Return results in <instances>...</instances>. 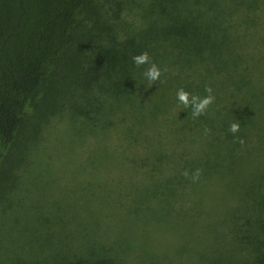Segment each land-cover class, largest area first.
<instances>
[{
  "label": "trees",
  "instance_id": "obj_1",
  "mask_svg": "<svg viewBox=\"0 0 264 264\" xmlns=\"http://www.w3.org/2000/svg\"><path fill=\"white\" fill-rule=\"evenodd\" d=\"M207 86L195 118L177 91ZM57 119L90 179L34 199L0 264H264V0H0V206Z\"/></svg>",
  "mask_w": 264,
  "mask_h": 264
},
{
  "label": "rangeland",
  "instance_id": "obj_2",
  "mask_svg": "<svg viewBox=\"0 0 264 264\" xmlns=\"http://www.w3.org/2000/svg\"><path fill=\"white\" fill-rule=\"evenodd\" d=\"M83 17L84 15L80 14L78 20ZM80 135V128L62 119L55 120L48 128L43 141L36 148L30 173L23 176L22 185L10 196L12 206L10 208L0 206L1 246L5 243L1 241H16L17 216L22 218L21 223L24 227H31L34 221L31 218L27 219V211L34 199L41 201L42 198L48 202L56 195H64L66 185L75 187L77 178L81 181L90 179L88 174L84 173L76 177L78 164L89 157L93 147V139L83 141L79 139ZM111 171L112 173H109ZM107 175L106 182L113 190L126 186V180L117 177L115 169H109ZM48 180H53L52 184ZM117 180L121 183L119 184Z\"/></svg>",
  "mask_w": 264,
  "mask_h": 264
},
{
  "label": "clouds",
  "instance_id": "obj_3",
  "mask_svg": "<svg viewBox=\"0 0 264 264\" xmlns=\"http://www.w3.org/2000/svg\"><path fill=\"white\" fill-rule=\"evenodd\" d=\"M133 62L137 67H141L143 65L148 66L143 72L144 77L148 81V87H151L153 84L160 81L162 74L168 71L167 68L161 70V68L152 61V58L150 57L148 52H143L139 55L134 56ZM205 92L207 93V95L201 96L199 94L190 93L184 88H180L177 91V99L184 107L191 108V115L195 118H198L206 113L207 109L215 102L216 99L213 88L211 86H207L205 88ZM210 131V129L205 128V134H208ZM229 131L235 136V134L240 131V122L236 120L235 122L231 123ZM237 139L239 140V143L241 145L245 143L243 139H240L238 137ZM202 173V169H196L191 173L188 170H185L182 174L186 178L191 179L193 183H196L200 180Z\"/></svg>",
  "mask_w": 264,
  "mask_h": 264
}]
</instances>
